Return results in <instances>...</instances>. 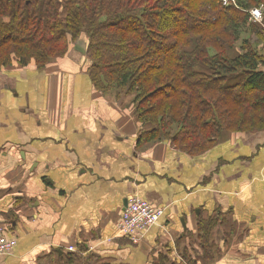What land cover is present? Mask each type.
<instances>
[{"label": "crops", "instance_id": "crops-1", "mask_svg": "<svg viewBox=\"0 0 264 264\" xmlns=\"http://www.w3.org/2000/svg\"><path fill=\"white\" fill-rule=\"evenodd\" d=\"M87 66L71 49L0 70V225L16 241L0 264L68 247L83 264H264V129L199 155L139 146L134 96L97 91ZM132 196L163 209L137 245L117 235ZM214 218L205 261L198 219Z\"/></svg>", "mask_w": 264, "mask_h": 264}, {"label": "trees", "instance_id": "trees-1", "mask_svg": "<svg viewBox=\"0 0 264 264\" xmlns=\"http://www.w3.org/2000/svg\"><path fill=\"white\" fill-rule=\"evenodd\" d=\"M259 6L264 0H0V70L42 69L82 39L94 88L134 96L139 146L164 140L199 155L224 134L264 129V19L247 22ZM216 224L198 219L205 261ZM58 251L40 264H83Z\"/></svg>", "mask_w": 264, "mask_h": 264}, {"label": "built area", "instance_id": "built-area-1", "mask_svg": "<svg viewBox=\"0 0 264 264\" xmlns=\"http://www.w3.org/2000/svg\"><path fill=\"white\" fill-rule=\"evenodd\" d=\"M238 0H221L223 6H235ZM249 19L252 23L261 24L263 8L253 7L248 10ZM163 215L162 208H156L147 201L137 196H132L126 202L122 216L118 223L120 238H124L133 245L139 244L147 231L158 223ZM16 245L13 238H9L3 226L0 225V257L10 253ZM66 252H75L73 247H68Z\"/></svg>", "mask_w": 264, "mask_h": 264}, {"label": "water", "instance_id": "water-1", "mask_svg": "<svg viewBox=\"0 0 264 264\" xmlns=\"http://www.w3.org/2000/svg\"><path fill=\"white\" fill-rule=\"evenodd\" d=\"M73 49L76 50V51H78L79 53L85 55L86 54V43L84 41H82V40H78L74 44Z\"/></svg>", "mask_w": 264, "mask_h": 264}, {"label": "rangeland", "instance_id": "rangeland-1", "mask_svg": "<svg viewBox=\"0 0 264 264\" xmlns=\"http://www.w3.org/2000/svg\"><path fill=\"white\" fill-rule=\"evenodd\" d=\"M237 6V5H236ZM234 7V6H233ZM259 7H261V8H263V19H264V7L263 6H259ZM248 12V11H247ZM263 19H262V22H261V25H263ZM249 24L251 23V24H253L251 21H250V19H249V15H248V21H247ZM242 32V31H241ZM242 36H243V38H245V33L244 32H242V34H241ZM261 69H263L264 70V66L263 67H261ZM174 133V132H173Z\"/></svg>", "mask_w": 264, "mask_h": 264}]
</instances>
